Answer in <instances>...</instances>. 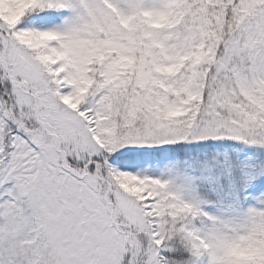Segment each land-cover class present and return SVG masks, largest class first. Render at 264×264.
Segmentation results:
<instances>
[{"label": "snow or ice", "instance_id": "obj_1", "mask_svg": "<svg viewBox=\"0 0 264 264\" xmlns=\"http://www.w3.org/2000/svg\"><path fill=\"white\" fill-rule=\"evenodd\" d=\"M0 264H264V0H0Z\"/></svg>", "mask_w": 264, "mask_h": 264}]
</instances>
